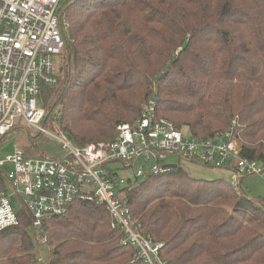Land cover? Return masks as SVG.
Here are the masks:
<instances>
[{
    "label": "trees",
    "instance_id": "1",
    "mask_svg": "<svg viewBox=\"0 0 264 264\" xmlns=\"http://www.w3.org/2000/svg\"><path fill=\"white\" fill-rule=\"evenodd\" d=\"M60 12L68 47L41 97L75 144L114 141L155 94L159 118L202 138L231 132L264 165V0H68ZM29 147L44 155L36 138ZM121 191L168 264H264V198L181 165ZM33 221L24 208L0 232V264H38L41 244L48 264H146L98 200Z\"/></svg>",
    "mask_w": 264,
    "mask_h": 264
},
{
    "label": "built area",
    "instance_id": "2",
    "mask_svg": "<svg viewBox=\"0 0 264 264\" xmlns=\"http://www.w3.org/2000/svg\"><path fill=\"white\" fill-rule=\"evenodd\" d=\"M63 0H0V145L14 129L21 128L56 142L62 157L28 156L16 146L2 155L0 147V232L19 223L20 212L32 214L35 227L44 220L68 212L75 200H98L106 204L114 224L123 232L146 264H168L161 256V243L135 229L122 186L127 178L119 163L135 164L134 178L158 174L169 153L200 161L238 174L264 175V165L241 155L231 132L202 138L177 129L156 114L154 94L134 122L118 125L114 141L75 144L58 126V115L48 119L42 103V87L59 80L58 64L66 49L65 26L60 12ZM33 137V136H32ZM155 156L145 170V163ZM233 186V184H232ZM235 189L238 187L233 186ZM43 238L42 241H44Z\"/></svg>",
    "mask_w": 264,
    "mask_h": 264
},
{
    "label": "rangeland",
    "instance_id": "3",
    "mask_svg": "<svg viewBox=\"0 0 264 264\" xmlns=\"http://www.w3.org/2000/svg\"><path fill=\"white\" fill-rule=\"evenodd\" d=\"M67 1L68 0H64L63 3ZM58 67H62V62L58 64ZM32 138H36L37 146L39 150L44 153V155H47L48 157H62L61 148L54 140L46 136L38 137L35 130L31 131V134L29 135L27 131L21 128L14 129L3 139V143L0 145L2 155L13 153L16 146H22L24 148L32 146ZM37 153L38 156L41 155L39 152ZM155 159V156L152 155L148 164H146L143 159L142 167L146 170L152 162H155ZM162 160L166 164L175 163L181 165L193 178L209 180L224 178L228 180L231 185L233 184V186L238 188L241 187L242 190L245 191L250 197H258L260 199L264 198V175L254 173L246 174L243 175L239 180L238 174H235L229 169L207 166L200 161H188L186 159H181L174 153L165 155ZM117 166L122 167L120 174L123 177H133L135 170L140 167V162L137 161L130 169L124 168L122 163H119ZM38 256L40 257L38 264H48L50 258V249L46 245L41 244L38 249Z\"/></svg>",
    "mask_w": 264,
    "mask_h": 264
},
{
    "label": "water",
    "instance_id": "4",
    "mask_svg": "<svg viewBox=\"0 0 264 264\" xmlns=\"http://www.w3.org/2000/svg\"><path fill=\"white\" fill-rule=\"evenodd\" d=\"M66 47H68V44H66ZM177 167H178V164H175V163H168L164 165V168H177Z\"/></svg>",
    "mask_w": 264,
    "mask_h": 264
},
{
    "label": "bare ground",
    "instance_id": "5",
    "mask_svg": "<svg viewBox=\"0 0 264 264\" xmlns=\"http://www.w3.org/2000/svg\"><path fill=\"white\" fill-rule=\"evenodd\" d=\"M49 114V113H48ZM49 116V115H48Z\"/></svg>",
    "mask_w": 264,
    "mask_h": 264
},
{
    "label": "crops",
    "instance_id": "6",
    "mask_svg": "<svg viewBox=\"0 0 264 264\" xmlns=\"http://www.w3.org/2000/svg\"><path fill=\"white\" fill-rule=\"evenodd\" d=\"M231 171V170H230Z\"/></svg>",
    "mask_w": 264,
    "mask_h": 264
}]
</instances>
